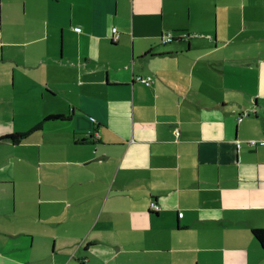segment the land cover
Instances as JSON below:
<instances>
[{
	"label": "crops",
	"instance_id": "0c3cea01",
	"mask_svg": "<svg viewBox=\"0 0 264 264\" xmlns=\"http://www.w3.org/2000/svg\"><path fill=\"white\" fill-rule=\"evenodd\" d=\"M51 114L0 139V264H264V0H0V138Z\"/></svg>",
	"mask_w": 264,
	"mask_h": 264
},
{
	"label": "built area",
	"instance_id": "2783aa9c",
	"mask_svg": "<svg viewBox=\"0 0 264 264\" xmlns=\"http://www.w3.org/2000/svg\"><path fill=\"white\" fill-rule=\"evenodd\" d=\"M74 30L78 31V32H81L82 31V28L81 26H74L73 28ZM113 39H117L119 37V33H118V30L116 27L113 28ZM187 33H184L182 35V37H187ZM176 38H178V36L175 35L174 32L172 31H168L166 32L163 36H162V39H163V42L164 43H169V42H172L174 41ZM138 80L144 82L146 85H151L152 83V80H153V77L152 76H146V77H142V76H139L138 77ZM176 134L177 136L180 135V129H176ZM248 143L250 145H257V144H261V145H264V139L263 140H257V139H249L248 140ZM242 144V141L241 140H238L237 141V145L240 147ZM151 209L155 212H158L160 211L161 209V206L156 202V201H151Z\"/></svg>",
	"mask_w": 264,
	"mask_h": 264
},
{
	"label": "trees",
	"instance_id": "16d2710c",
	"mask_svg": "<svg viewBox=\"0 0 264 264\" xmlns=\"http://www.w3.org/2000/svg\"><path fill=\"white\" fill-rule=\"evenodd\" d=\"M66 119L67 118L63 114H51L47 116L42 122H40L39 124H37L35 127H33L31 130L27 132L8 134L6 136L1 137L0 139L8 138V139L14 140L15 142H20L22 138L28 136L29 134H31L32 132L36 130L41 129L46 122L58 121V120L63 121ZM252 234L257 239V241L260 243L261 247H263L264 249V228H254L252 229Z\"/></svg>",
	"mask_w": 264,
	"mask_h": 264
}]
</instances>
